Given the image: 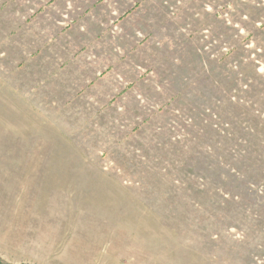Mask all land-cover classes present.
I'll list each match as a JSON object with an SVG mask.
<instances>
[{
  "label": "rangeland",
  "instance_id": "1",
  "mask_svg": "<svg viewBox=\"0 0 264 264\" xmlns=\"http://www.w3.org/2000/svg\"><path fill=\"white\" fill-rule=\"evenodd\" d=\"M0 259L264 264V0H0Z\"/></svg>",
  "mask_w": 264,
  "mask_h": 264
},
{
  "label": "crops",
  "instance_id": "2",
  "mask_svg": "<svg viewBox=\"0 0 264 264\" xmlns=\"http://www.w3.org/2000/svg\"><path fill=\"white\" fill-rule=\"evenodd\" d=\"M3 222H4V225L2 227H0V228L6 229L5 219L3 220Z\"/></svg>",
  "mask_w": 264,
  "mask_h": 264
},
{
  "label": "trees",
  "instance_id": "3",
  "mask_svg": "<svg viewBox=\"0 0 264 264\" xmlns=\"http://www.w3.org/2000/svg\"><path fill=\"white\" fill-rule=\"evenodd\" d=\"M0 264H8V263L3 262V261L0 259Z\"/></svg>",
  "mask_w": 264,
  "mask_h": 264
}]
</instances>
